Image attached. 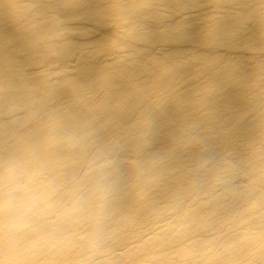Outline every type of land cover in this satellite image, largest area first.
<instances>
[{
  "label": "bare ground",
  "instance_id": "bare-ground-1",
  "mask_svg": "<svg viewBox=\"0 0 264 264\" xmlns=\"http://www.w3.org/2000/svg\"><path fill=\"white\" fill-rule=\"evenodd\" d=\"M0 264H264V0H0Z\"/></svg>",
  "mask_w": 264,
  "mask_h": 264
}]
</instances>
